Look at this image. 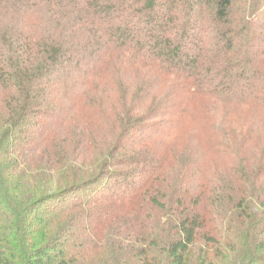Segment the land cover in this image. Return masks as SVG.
Returning <instances> with one entry per match:
<instances>
[{"label":"trees","instance_id":"obj_1","mask_svg":"<svg viewBox=\"0 0 264 264\" xmlns=\"http://www.w3.org/2000/svg\"><path fill=\"white\" fill-rule=\"evenodd\" d=\"M0 25V264H264V148L246 159L257 124L245 114L232 141L212 116L264 112V0H0ZM109 88L119 132L94 142L86 124L57 147ZM145 108L168 129L126 149ZM209 159L233 162L226 181L205 178Z\"/></svg>","mask_w":264,"mask_h":264},{"label":"rangeland","instance_id":"obj_2","mask_svg":"<svg viewBox=\"0 0 264 264\" xmlns=\"http://www.w3.org/2000/svg\"><path fill=\"white\" fill-rule=\"evenodd\" d=\"M32 4V3H31ZM34 5V4H33ZM79 8H84L83 5H81V7ZM39 13H40V18L41 19H45L47 18L46 16V12L44 13V11L42 9L38 10ZM73 19H79V16L76 15L73 17ZM73 19H68L67 23L68 25H71L73 24ZM56 25V24H55ZM53 25V26H55ZM51 28H55V27H52V25L48 24L46 27H45V31L49 30L50 27ZM66 29V28H65ZM7 28L6 27H3L2 25H0V37L3 36L5 33H7ZM44 31V32H45ZM42 32V33H44ZM49 32V31H48ZM5 44H2V47L4 48ZM41 50L44 52L45 50V44H44V47L42 46L41 47ZM154 68H161L160 66L158 65H153ZM117 70V69H116ZM122 72V71H121ZM120 72V73H121ZM125 73V74H124ZM123 75L124 78L123 80H119L120 81V84H122V92L123 94H125L126 92H128L130 95L133 96L134 94V91L136 89V86L134 85V83L136 82L135 80L136 79H131L133 75L127 73V71H124ZM173 77V75H171ZM119 77V76H118ZM117 79V78H116ZM174 79V78H173ZM118 80V79H117ZM115 81L114 84L115 86L118 88L120 86L119 82L118 81ZM165 81H167L166 79H164ZM169 84L166 83L165 85V88L163 89H160V93H158V97H160L161 95H164V93H167L168 92V89H169ZM6 95V94H5ZM135 96V95H134ZM133 96V97H134ZM7 96H4V95H1L0 96V102L4 103V101L6 102V100L4 98H6ZM120 94L117 92V93H113V91L111 90V88H109L105 94L103 96H101L100 100H102V105L98 108H92L90 110H88L86 113H83V115H78V117H75L73 119V121H70L68 124L66 123V126L64 127L63 131H61L59 133V137H58V141H57V147L59 146H65L67 147L68 149L71 148L68 147V145L70 144L72 138L75 136V134L73 133V130L76 129V128H79L80 130H83V128L85 127V125L87 124V129L90 128L92 129L95 134H97V137H94V142H103L101 139H102V135L103 134H108L110 135L111 132H116L118 133L119 130L117 129V121L118 123L120 122L119 119H121L122 117V114H121V111H123V109L121 108L122 105H123V101L120 100ZM128 100H130V96L129 98L126 97ZM136 98V97H135ZM127 104L129 103V101H125ZM149 106V105H148ZM118 109L117 112L119 113H114V110ZM120 110V111H119ZM151 112V110H150ZM230 112V111H229ZM260 112V113H259ZM244 113V114H243ZM250 115L249 117L251 118L252 116L255 118H253V121L259 125L257 127V125L254 126L255 130L257 132V134L254 135V143L253 145L250 144V149L251 151L249 152V155L246 157L247 160H249V164L253 165L255 164L257 161H259V157L261 156L262 151H263V148H264V129H261V113L264 114L263 111H259L256 112V111H250V110H247V109H241L238 111V113H235V112H230L227 114H224L222 113L221 110H218V109H214L212 111V116H214V122H215V126L216 128L220 127V124L224 121V122H227L226 123V128H233L234 132H232V134H230V140L233 141V138L235 136H237L238 132L236 129H239L240 130V126L242 124H244L245 122H250L251 119L249 118H246L244 115L247 114ZM149 109L145 108V109H141L139 111H137V113L135 114V117H140V116H144V115H148L147 117V120L144 121L143 123H140V125L138 124V127H136V131L134 133H131L132 135L129 137V140H128V143L126 145V149H129V148H132V146L134 148H138V147L134 144L137 142V140H140V139H145V138H150V136L152 135L154 138L156 137H159L161 136L162 132L164 130H167L168 127H166L164 124H163V120L161 118H153L151 117V115H149ZM134 115V114H133ZM118 117H120L119 119H117ZM234 118L237 119V121H234ZM225 119V120H224ZM233 122H238V127H236V125L234 126ZM232 123V124H231ZM159 126V130L157 129ZM29 129L32 128V126H29L28 127ZM140 128H143L145 130L141 131ZM140 130V131H139ZM259 132H263V133H259ZM68 134V135H67ZM186 136V134H185ZM182 137L181 138V142H179L180 146H184V144H186L185 140L187 139V137ZM204 137H206V134H204ZM252 139V140H253ZM236 143H238V141H236ZM149 143H144L142 144L143 146H146L148 145ZM67 145V146H66ZM142 145L140 147H142ZM92 146V145H91ZM102 147H104V145H100V149H102ZM88 148H90V146H88ZM72 149V148H71ZM84 152V151H83ZM90 153H88V155L90 156ZM83 154L86 155V152H84ZM88 157V156H86ZM182 157L183 155L180 154L179 155V162H182ZM240 160V157H238L237 159H235L236 163H237V171L239 170V166L240 164H238ZM178 162V161H177ZM233 162H229V161H221V160H212V159H209L208 161H206V168H205V178L206 179H212L215 178V177H220L219 179H222L224 178L226 181V177L224 176V174L227 172L225 171V168L228 167L229 165H231ZM90 164V162L88 163V165ZM79 164H77L78 166ZM81 165H84V164H81ZM87 165V167H89ZM178 165V163H177ZM176 166L175 162L172 163L171 167L168 168L167 172L165 171L164 174L162 175V177H160L159 180L155 181L151 187L149 188V192H148V195H147V199L149 197H154L158 194H160V192L162 191H166L168 190V187L167 186H170V182L172 183V177H173V173L171 172L172 171V168ZM179 167V165H178ZM171 168V169H170ZM170 169V170H169ZM177 169V168H176ZM179 173V172H178ZM168 177L170 179H168ZM55 181L57 182L60 178H59V174H57L55 177H54ZM225 183V182H224ZM144 184L140 187V191L145 187H143ZM57 189H55V187H51L50 188V192H53V191H56ZM139 191V192H140ZM160 191V192H159ZM144 192V191H143ZM163 196L165 197V193H162ZM160 200H163V198H160ZM48 208V205H44L42 206L41 208H39L38 210H36L33 214V216H36L37 214H41L43 212L46 211V209ZM154 216V214H153ZM201 247V245H199ZM205 248L202 246L201 248H197V253L199 255H201L203 253V250ZM196 254V256L198 255ZM229 261V260H228ZM224 264H232V262L230 263H227L226 261H223ZM199 264V263H198Z\"/></svg>","mask_w":264,"mask_h":264}]
</instances>
